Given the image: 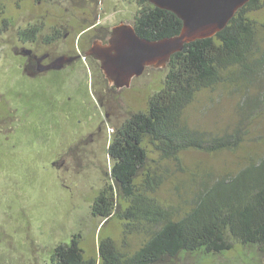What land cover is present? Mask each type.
Returning <instances> with one entry per match:
<instances>
[{
    "label": "rangeland",
    "instance_id": "obj_1",
    "mask_svg": "<svg viewBox=\"0 0 264 264\" xmlns=\"http://www.w3.org/2000/svg\"><path fill=\"white\" fill-rule=\"evenodd\" d=\"M138 10V0H0V264H53L55 248L76 234L86 258L99 260V239L106 236L131 255L155 229L142 224L126 233L117 217L102 229L92 205L111 182L108 147L114 131L133 113L147 110L169 67H148L130 87L117 89L95 59L37 76L19 66L26 60L22 48L67 54L82 30L96 25L79 38L88 48L116 24L134 26ZM250 17L257 28L251 60L259 61L250 82L236 74L200 91L184 112L194 129L213 134L239 129L244 140L234 150L183 151L180 164L158 162L167 179L154 195L175 219L192 208L205 185L264 156V8ZM33 27L37 38L28 42L20 32ZM58 28L60 38L46 43ZM156 160L160 155L151 151L149 163L158 166ZM160 264H264V251L239 242L222 253L184 251Z\"/></svg>",
    "mask_w": 264,
    "mask_h": 264
},
{
    "label": "trees",
    "instance_id": "obj_2",
    "mask_svg": "<svg viewBox=\"0 0 264 264\" xmlns=\"http://www.w3.org/2000/svg\"><path fill=\"white\" fill-rule=\"evenodd\" d=\"M138 4L134 27L141 37L155 40L180 32L183 22L177 14L149 0ZM261 8L264 0L248 1L216 35L174 53L165 84L151 97L147 110L133 113L114 131L108 147L114 162L111 182L97 195L92 213L103 219L102 229L113 217L125 223L126 233L142 224L155 226L147 241L129 255L117 249L110 236L101 237L96 261L85 257L81 235L76 234L71 243L55 248L53 264H160L184 251L222 253L239 242L257 244L264 251V156L205 185L192 208L178 219L154 195L167 179L159 161L180 164L181 153L189 149L219 152L242 145L239 129L225 134L194 129L185 123L184 112L200 91L236 74L250 82L259 63L258 58L251 60L257 28L250 13ZM37 32L33 27L20 35L30 39ZM151 151L160 155L158 166L149 163Z\"/></svg>",
    "mask_w": 264,
    "mask_h": 264
},
{
    "label": "water",
    "instance_id": "obj_3",
    "mask_svg": "<svg viewBox=\"0 0 264 264\" xmlns=\"http://www.w3.org/2000/svg\"><path fill=\"white\" fill-rule=\"evenodd\" d=\"M250 0H149L174 12L182 20L179 33L150 40L141 37L132 24L112 26L106 41L94 39L86 55L95 59L109 84L130 87L133 79L148 67H166L174 53L198 39L216 35L236 12ZM72 57L61 56L46 68H62Z\"/></svg>",
    "mask_w": 264,
    "mask_h": 264
},
{
    "label": "flooded vegetation",
    "instance_id": "obj_4",
    "mask_svg": "<svg viewBox=\"0 0 264 264\" xmlns=\"http://www.w3.org/2000/svg\"><path fill=\"white\" fill-rule=\"evenodd\" d=\"M96 25L89 26L85 29L82 30V32L80 33L79 37H78V41L79 38L81 37V35H83L87 30L94 28ZM109 31H107L104 36H100L99 39H102L104 41H106V38L108 36ZM61 32H60V28H58V31H56V33L53 36H48L46 39V43L48 44H54L59 38H60ZM65 37L68 36V32H66L64 34ZM23 38V37H22ZM36 37L34 38H30V39H25L28 42H34L36 41ZM24 39V38H23ZM94 39H97L94 38ZM93 39V40H94ZM92 40V42H93ZM77 41V46L75 45L74 47L71 48L72 52L70 53H62L60 52V54H53L51 52V50H45L42 52H37L35 51V49L33 48H22L20 50V52L22 53V55L25 57V62L20 63L19 66L24 68V70L34 76V75H39V74H48L50 73V71H55V72H62L64 71L65 67L70 66L72 63H77V62H81L83 59L85 58H89V59H93L91 56L86 55L87 51L89 50V48L92 45V42L90 44V46L88 48H85L84 46L81 47L79 42ZM61 56H66V57H72V59L68 62H66L62 68H46V65L52 64L56 59H58Z\"/></svg>",
    "mask_w": 264,
    "mask_h": 264
}]
</instances>
